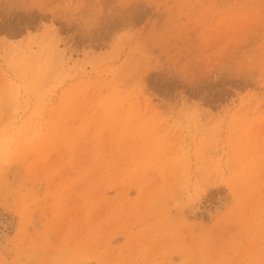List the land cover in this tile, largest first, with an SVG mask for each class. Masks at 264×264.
Here are the masks:
<instances>
[{
	"label": "rangeland",
	"instance_id": "374dc122",
	"mask_svg": "<svg viewBox=\"0 0 264 264\" xmlns=\"http://www.w3.org/2000/svg\"><path fill=\"white\" fill-rule=\"evenodd\" d=\"M0 144V264H264V0H0Z\"/></svg>",
	"mask_w": 264,
	"mask_h": 264
},
{
	"label": "bare ground",
	"instance_id": "6f19581e",
	"mask_svg": "<svg viewBox=\"0 0 264 264\" xmlns=\"http://www.w3.org/2000/svg\"><path fill=\"white\" fill-rule=\"evenodd\" d=\"M5 137V136H4ZM1 145V144H0ZM1 221V224L4 226V225H6V224H8V223H6V220H0Z\"/></svg>",
	"mask_w": 264,
	"mask_h": 264
}]
</instances>
